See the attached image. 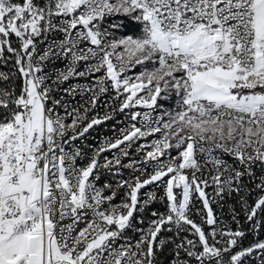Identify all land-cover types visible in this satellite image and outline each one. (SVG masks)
I'll return each instance as SVG.
<instances>
[{
    "label": "snow or ice",
    "instance_id": "6c2138e0",
    "mask_svg": "<svg viewBox=\"0 0 264 264\" xmlns=\"http://www.w3.org/2000/svg\"><path fill=\"white\" fill-rule=\"evenodd\" d=\"M0 66V264H264V0H0Z\"/></svg>",
    "mask_w": 264,
    "mask_h": 264
},
{
    "label": "built area",
    "instance_id": "2783aa9c",
    "mask_svg": "<svg viewBox=\"0 0 264 264\" xmlns=\"http://www.w3.org/2000/svg\"><path fill=\"white\" fill-rule=\"evenodd\" d=\"M120 17H117L115 18L116 20H118ZM111 95H113L112 92H109L107 93L105 96L101 97V101L99 102L101 104V107L98 108L97 111H99V113L101 115H103L104 113V108L102 106L103 102L105 100H107ZM59 98V97H57ZM66 99H70V98H67ZM79 99V97H77V100ZM175 102H176V99H173L170 103H169V106H174L175 105ZM161 104V103H160ZM162 105V104H161ZM95 113H90V115H93ZM117 120H124V117L123 115H117L115 119L111 120V121H107L99 126H94L93 129H90L89 133L86 134V137L82 140V141H77V144H79L80 146H82L84 148V151L85 152H89V148L88 146H96L99 144L100 141H102L105 137H113L114 136V133H113V125L116 126L117 129H119L120 127L122 126H125L127 124V121H124V124H117ZM159 134H157L158 136ZM153 137H148L146 138L145 141H141V142H148L152 139ZM115 151V150H113ZM104 155H111V153H104ZM131 155L133 157L136 156L135 154V151L134 149L131 150ZM138 158V157H136ZM87 161H85L86 163ZM125 163L128 162V158H125ZM131 173V170L129 169H124L123 170V176L124 177H127L129 176ZM104 181H109V182H113V177L106 173V172H102L101 174V179L99 181V184H102ZM249 188H254V185L253 184H249L248 185ZM207 191L209 193L212 192V189H207ZM244 193H241V195H243ZM260 193H258L257 191H252L250 194H248V203L249 204H254L255 200L258 198V195ZM123 196V192H121L116 200L114 201V203H118L120 201V199L122 198ZM230 206L231 208H234L235 211L237 213H239V219L241 221V224L244 225L245 228L248 227L247 224H245V219H244V213L241 209V206L238 202V197L236 196V194H233L232 197H228L227 198V201L226 203H224L223 207H220L218 205H213V209H214V212L220 216L223 220H225L226 222H228L231 227L233 229L236 228V224L235 223H232L231 222V209H230ZM197 207H199V204L197 205ZM154 209H160L161 211L164 210V205L157 202V203H154L143 215L145 217V224L144 225H137V227H146L147 226V223H148V219L150 218V213L152 210ZM194 220H196L197 223H199V217L198 216H194L193 217ZM135 224V221L133 222ZM83 225H81L82 227ZM206 230H207V226H206ZM126 235L130 236V237H137L138 236V233H136L133 229H129L126 231ZM256 239L255 236H253L252 234H249L244 240H243V245L246 247L248 246L250 243L254 242ZM259 239H262L264 240V230L261 231V234L259 236Z\"/></svg>",
    "mask_w": 264,
    "mask_h": 264
},
{
    "label": "trees",
    "instance_id": "16d2710c",
    "mask_svg": "<svg viewBox=\"0 0 264 264\" xmlns=\"http://www.w3.org/2000/svg\"><path fill=\"white\" fill-rule=\"evenodd\" d=\"M121 18V17H120ZM139 23H136L135 21L127 18H121V29L126 34H136L140 30Z\"/></svg>",
    "mask_w": 264,
    "mask_h": 264
},
{
    "label": "rangeland",
    "instance_id": "374dc122",
    "mask_svg": "<svg viewBox=\"0 0 264 264\" xmlns=\"http://www.w3.org/2000/svg\"><path fill=\"white\" fill-rule=\"evenodd\" d=\"M121 18H123V17H121ZM121 18H119L118 20H116L118 23H119V28L117 29V32H118V35H120V36H123V37H128V36H133V37H135V36H137V35H139V33H140V31H141V29H142V25H140V30L138 31V33H136V34H126V33H124L123 32V30L121 29L122 27H121ZM124 18H127V19H129L128 17H124ZM132 20V19H131ZM133 21H135V20H133ZM136 23H139V22H137V21H135ZM140 24V23H139ZM0 70H7L6 68H3L2 66H0ZM139 69H137V71H138ZM173 99H176V97L173 95L171 98H167V99H165V101L164 100H161L160 101V103L162 104V105H164L165 104V106H169V103L173 100Z\"/></svg>",
    "mask_w": 264,
    "mask_h": 264
}]
</instances>
